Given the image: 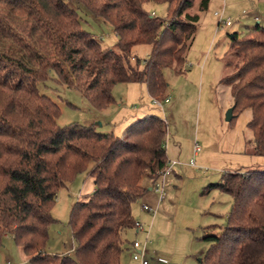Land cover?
Returning a JSON list of instances; mask_svg holds the SVG:
<instances>
[{"label":"trees","instance_id":"1","mask_svg":"<svg viewBox=\"0 0 264 264\" xmlns=\"http://www.w3.org/2000/svg\"><path fill=\"white\" fill-rule=\"evenodd\" d=\"M70 1L110 25L114 46H102L83 28ZM161 2L167 4L166 18L145 8ZM209 3L0 0L6 9L0 16V245L10 236L29 264H122L126 233L135 222L133 205L147 191L142 177L152 183L168 165L167 122L145 114L120 136L93 123L59 125V104L38 85H45L52 71L57 84L78 90L95 110L114 102L112 90L119 82L144 83L152 98L165 99L163 70L184 64L199 20L192 9L205 10ZM228 35L238 58L221 78L234 105L230 121L250 111V152L264 157V25L256 22L242 34ZM141 44L150 45L148 56L132 61L133 47ZM89 167L93 190L74 202L69 214L73 255L48 253L57 191ZM211 188L231 195L232 203L225 226L202 233L209 245L198 264H264V166L225 171L206 187Z\"/></svg>","mask_w":264,"mask_h":264},{"label":"rangeland","instance_id":"2","mask_svg":"<svg viewBox=\"0 0 264 264\" xmlns=\"http://www.w3.org/2000/svg\"><path fill=\"white\" fill-rule=\"evenodd\" d=\"M68 3L76 7L83 28L91 32L102 46H114L116 36L108 23L94 18L80 4L74 1ZM260 7H254V11L264 14V4L263 8ZM145 8L157 17L167 16L166 3H147ZM192 10L199 15L194 39L185 53L184 64L177 68L171 65L163 70L167 97L159 100L161 106L154 102L146 85L141 82L116 83L112 90L114 102L102 110L93 109L78 90L57 84L52 71L51 79L45 85H38L42 93L59 104V125L93 123L99 131L120 136L131 121L145 114H156L166 120L168 165L172 161L179 163L172 166L173 172L160 180L159 190L153 188L154 194L157 193L158 197L163 194V198L158 210L160 218L156 216L152 221L154 230L150 238L148 236L146 240L141 234L138 236L139 240L152 243L151 251L156 253L146 252V255L153 264H198L197 259L209 245L202 239V233L210 226L211 231H220L226 224L232 203L228 193L216 188L207 190L206 187L217 182L225 171L264 166V157L250 152L251 132L246 126L250 111L245 109L232 121L225 120V113L233 101L229 85L221 82L222 76L238 63L229 46L228 34H242L247 26L255 25L252 7L244 0H210L205 10L199 11L196 6ZM4 11L6 9L0 8V16L4 17ZM215 12H222L223 19L229 18L231 25L218 24L219 17ZM260 23L264 25V21ZM12 28L14 33H18L15 24ZM22 36L25 38L24 34ZM28 41L29 38L25 39V42ZM149 51L148 44L134 46L132 61L137 58L142 62ZM227 61H231L232 66H228ZM195 144L200 147L196 154L193 151ZM192 159L194 163L190 164ZM89 169L77 173L57 191L50 211L54 221L48 228L45 246L48 253L73 255L75 243L69 214L74 202L85 199L93 190ZM147 180L144 176L141 181ZM142 201L141 198L133 205V213L138 206L140 208ZM127 238L132 241L134 235L130 233ZM126 253L127 249L124 250L123 260ZM125 260H129L126 264H139L132 257ZM0 264H29L28 258L10 236L2 239Z\"/></svg>","mask_w":264,"mask_h":264},{"label":"built area","instance_id":"3","mask_svg":"<svg viewBox=\"0 0 264 264\" xmlns=\"http://www.w3.org/2000/svg\"><path fill=\"white\" fill-rule=\"evenodd\" d=\"M152 13V12H151ZM220 13V14H219ZM215 12V15H217L219 17V22L218 24L221 23H225V25H231V20L229 18L223 19L222 17V12ZM153 14V13H152ZM253 18L256 20V22H260V21H264V14H258V13H254ZM155 103L158 106L160 105L159 100L154 99ZM194 154H196L198 151H200V147L195 144L194 148H193ZM179 162L177 161H172L170 166L167 165V167L161 171L159 179H157L156 181L152 182V187L155 188L156 190H159V183L160 180L162 181L166 175H168L169 173L173 172L172 166L174 164H178ZM190 164L194 163L193 159L190 160L189 162ZM160 191L162 192V190L160 189ZM163 198V194H160L158 199L161 200ZM140 207L143 210L148 211L149 213H151L152 215L155 213V208L152 206H149L147 203L145 202H141ZM134 227L137 230L143 231L145 232V239L147 240L148 238V234H149V226H146L143 222H140L138 220H135L134 222ZM141 241L139 239H134L131 241V250H132V258L134 260H137L139 262V264H153V262H151V260L146 256L145 252V247H146V242L147 241Z\"/></svg>","mask_w":264,"mask_h":264},{"label":"crops","instance_id":"4","mask_svg":"<svg viewBox=\"0 0 264 264\" xmlns=\"http://www.w3.org/2000/svg\"><path fill=\"white\" fill-rule=\"evenodd\" d=\"M244 1H246V2H248V4H250L251 5V7H252V10H253V15H254V13H257L256 11H254V7H260V8H263L262 7V4H264V2H261V0H244ZM258 14H263V13H258ZM253 17V16H252ZM148 180H147V182H142L141 181V184L144 186V187H146L147 188V191L145 192V194L143 195V197H142V199H143V201L142 202H145V203H147L149 206H152V207H154L155 208V214L154 215H152L151 213H149L148 211H146V210H143L141 207L139 208V206H138V209H137V211L135 212V213H133V216H134V218H135V220H138V221H140V222H143L146 226H149V238H150V233H151V231H152V229H153V223H152V221H154L155 220V218H156V216L158 217V218H160V214H158V210L160 209V206H161V200H159L158 199V195H157V193L156 194H154V192H153V187H152V183H151V181H150V179L149 178H147ZM65 186V185H64ZM63 186V187H64ZM155 191V190H154ZM154 219V220H153ZM154 230V229H153ZM133 234L134 235V239H139L138 238V236H139V234H141L142 236H144L145 237V232H143V231H140V230H137L135 227H133V228H131V229H129L128 231H127V233H126V249H127V253H126V258L127 259H130L131 257H132V255H130L131 254V240H128V238H127V235L128 234ZM153 237H155V234H153ZM153 241V240H152ZM155 243H157V241L155 242ZM154 247V246H153ZM152 250V243L150 244V243H146V247H145V254H146V252L147 253H150V252H153V253H156V251L155 250H153V251H151ZM123 256V255H122ZM147 256V255H146ZM148 257V256H147ZM126 258H124V260H123V257L121 258V261H122V264H123V262H125V264L129 261V260H127V262H126ZM149 258V257H148Z\"/></svg>","mask_w":264,"mask_h":264},{"label":"water","instance_id":"5","mask_svg":"<svg viewBox=\"0 0 264 264\" xmlns=\"http://www.w3.org/2000/svg\"><path fill=\"white\" fill-rule=\"evenodd\" d=\"M233 108H234V105L232 104L231 107H229V109L226 111L225 113V120L226 121H230L233 117Z\"/></svg>","mask_w":264,"mask_h":264}]
</instances>
